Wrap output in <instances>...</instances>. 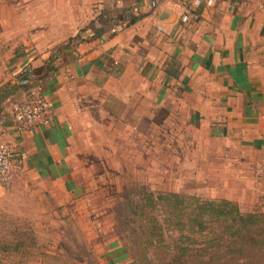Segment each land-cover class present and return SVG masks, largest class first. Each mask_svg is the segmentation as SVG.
Segmentation results:
<instances>
[{"label": "crops", "instance_id": "crops-1", "mask_svg": "<svg viewBox=\"0 0 264 264\" xmlns=\"http://www.w3.org/2000/svg\"><path fill=\"white\" fill-rule=\"evenodd\" d=\"M117 22L125 28L112 35ZM24 67L44 81L52 113L20 132L3 116L0 131L13 153L12 197L36 202L35 216L68 212L105 176L123 183L136 172L179 192L185 167L209 199L264 211V0H193L187 9L0 0V106ZM100 255L134 264L117 241Z\"/></svg>", "mask_w": 264, "mask_h": 264}, {"label": "rangeland", "instance_id": "rangeland-1", "mask_svg": "<svg viewBox=\"0 0 264 264\" xmlns=\"http://www.w3.org/2000/svg\"><path fill=\"white\" fill-rule=\"evenodd\" d=\"M104 143L108 144V140ZM102 160L106 163L108 153ZM183 171L179 192L209 199L204 195L203 184L200 193L194 188V182L188 178V167ZM105 177L95 178L99 182L92 179L83 187L88 199L71 203L66 206L68 212L50 218L35 216L32 208L37 203L28 201L26 194L21 199L13 198L11 181L5 187L9 193L0 209V264H104L100 254L109 242L127 245L128 235L141 227L142 210L159 213L156 209L140 208L137 202L143 206L147 191L168 190L150 187L148 178L136 172L123 183H113ZM45 222L52 229L41 227ZM173 248L174 242L168 237L164 244L149 247L147 252L153 264H164L173 254ZM132 261L139 264L133 258Z\"/></svg>", "mask_w": 264, "mask_h": 264}, {"label": "trees", "instance_id": "trees-1", "mask_svg": "<svg viewBox=\"0 0 264 264\" xmlns=\"http://www.w3.org/2000/svg\"><path fill=\"white\" fill-rule=\"evenodd\" d=\"M143 200L136 205L159 213L142 210L140 229L128 235L125 246L139 264H153L148 248L168 237L174 252L164 264H264V211L177 191H147Z\"/></svg>", "mask_w": 264, "mask_h": 264}, {"label": "built area", "instance_id": "built-area-1", "mask_svg": "<svg viewBox=\"0 0 264 264\" xmlns=\"http://www.w3.org/2000/svg\"><path fill=\"white\" fill-rule=\"evenodd\" d=\"M183 8H188L193 0H170ZM125 25L117 22L112 25L110 34L124 30ZM15 90L5 96L0 106V122L8 116L16 131L43 121L52 113L53 104L44 91V81L35 72L25 67L14 79ZM13 153L4 141L0 131V186H7L13 177Z\"/></svg>", "mask_w": 264, "mask_h": 264}]
</instances>
